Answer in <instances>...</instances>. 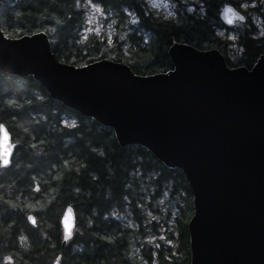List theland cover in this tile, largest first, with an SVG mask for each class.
Returning <instances> with one entry per match:
<instances>
[{"label": "trees", "instance_id": "16d2710c", "mask_svg": "<svg viewBox=\"0 0 264 264\" xmlns=\"http://www.w3.org/2000/svg\"><path fill=\"white\" fill-rule=\"evenodd\" d=\"M78 1L5 0L0 28L11 38L47 33L62 62L84 66L102 59L124 61L140 76L174 69L168 50L175 41L217 48L233 68H251L264 54V0H255L258 5L250 8L260 22L249 16L233 41L218 40L202 17L178 25L147 15L145 0H99L115 10L133 6L138 13L142 31L131 29L128 56L93 37L81 42ZM243 1L208 0V14L215 17L224 3L239 7ZM144 32L150 33L149 42ZM231 53L240 55L233 59ZM66 115L75 123L63 124ZM0 124L16 143L11 166L0 167V264L4 255H11L14 264H191L188 224L194 194L181 169L167 166L144 146H121L111 127L53 99L33 75L15 77L0 69ZM169 182L188 194L190 209L188 219L175 220L173 226L170 215L154 207ZM69 205L77 227L80 222L87 226L63 246L61 218ZM28 212L46 214H34L37 223L32 225ZM166 228H175L168 232L174 248L164 239L149 241ZM131 249L139 259L132 260Z\"/></svg>", "mask_w": 264, "mask_h": 264}, {"label": "water", "instance_id": "95a60500", "mask_svg": "<svg viewBox=\"0 0 264 264\" xmlns=\"http://www.w3.org/2000/svg\"><path fill=\"white\" fill-rule=\"evenodd\" d=\"M226 5L238 15L229 23L224 6L225 25L245 21ZM168 53L174 69L152 76L107 59L77 67L56 58L46 33L10 39L0 28L2 71L33 75L53 99L111 127L121 146L147 147L183 171L195 196L191 264H264V54L249 69L189 43ZM75 224L69 205L62 245Z\"/></svg>", "mask_w": 264, "mask_h": 264}, {"label": "rangeland", "instance_id": "374dc122", "mask_svg": "<svg viewBox=\"0 0 264 264\" xmlns=\"http://www.w3.org/2000/svg\"><path fill=\"white\" fill-rule=\"evenodd\" d=\"M5 0L0 1V11L2 9L3 3ZM147 3V8H145L146 14L151 16L153 19H158V21L169 20V17H174L173 21H176L178 25H188L196 22V19H191L186 14L194 13L198 17L205 18L209 21L210 26L215 28L214 36L218 40H229L233 41L236 38L238 31L241 30L244 23L238 22L235 28L228 29L225 28L220 13L224 6L221 5L215 17H211L208 14L209 2L205 0H145ZM98 5L99 10L94 8L92 5ZM258 5V2L255 0H245L240 6L244 9L247 16H250L252 20L260 22L258 13L251 10ZM76 6L82 10V28L79 31V36L81 42H86L90 38H96L107 43V47L117 48L121 54L128 56L129 53V33L131 29L134 30L137 34L141 32V19L138 17L133 6H123L120 10H115L112 6H105L99 0H80L76 3ZM193 8V11L189 12V8ZM203 9V11H201ZM188 18L189 22L183 21V19ZM223 25V26H222ZM144 40L149 42L151 40V35L148 32H144ZM85 55V51H82V56ZM240 54H230V57L236 59ZM124 62V61H123ZM126 63V62H124ZM128 64V63H126ZM63 124H74L75 120L72 119L69 115H66L63 120ZM171 186V188L169 187ZM164 188L167 190L162 191L160 197L156 200L154 207L156 209H162L166 215H170V226L174 225L175 220L188 219L189 217V201L188 194L183 189L174 190V184L172 182L167 183ZM29 212L26 214V216ZM32 214L40 215L41 217L46 214V212ZM49 215V214H48ZM47 217V216H46ZM47 219V218H43ZM157 220V219H156ZM81 226L77 227V218H76V229L74 231V236L80 234L82 231V226L86 227L87 225L84 222H80ZM175 230V228H166L158 231V235L152 236L149 238V241L154 243L158 238L164 239L166 245L174 248L175 243L170 239L168 232ZM73 236V238H74ZM73 238L69 240V244L72 243ZM144 244L143 241H137L134 246ZM23 247L28 251L29 248L27 244H23ZM131 258L132 260L139 259L138 253L136 250L131 249ZM12 257L11 255H4L3 260L4 264H14V259L9 261L6 257ZM141 261L138 262L140 264Z\"/></svg>", "mask_w": 264, "mask_h": 264}, {"label": "snow or ice", "instance_id": "6c2138e0", "mask_svg": "<svg viewBox=\"0 0 264 264\" xmlns=\"http://www.w3.org/2000/svg\"><path fill=\"white\" fill-rule=\"evenodd\" d=\"M89 2L91 3V0H89ZM94 8H97V10H99V6L98 5H95L93 4L92 5ZM229 7L228 5H225V13L227 14L228 13V10H229ZM232 8V7H231ZM189 12L193 11V8H189L188 9ZM201 11H203V9H201ZM233 15H238V13H236L234 11V9L232 8V16ZM240 19L241 16H240ZM232 22V18L229 20V23ZM0 132L3 133V139H4V142H5V151H4V154L2 155V157H0V163H2L4 166H7L10 164L11 162V150H12V145L9 143V140H10V135L7 131V126L6 125H2L0 124ZM59 178V177H57ZM37 191H39V186H37ZM29 207H35L34 205H29ZM32 220L33 222H35V217H32ZM7 260L11 261L12 260V257H6Z\"/></svg>", "mask_w": 264, "mask_h": 264}, {"label": "clouds", "instance_id": "9594fccd", "mask_svg": "<svg viewBox=\"0 0 264 264\" xmlns=\"http://www.w3.org/2000/svg\"><path fill=\"white\" fill-rule=\"evenodd\" d=\"M228 19L230 20L232 18V8L231 6L229 7V10H228ZM241 20L244 19V17L241 15ZM4 151H5V142H4V139L3 137H0V154H4Z\"/></svg>", "mask_w": 264, "mask_h": 264}, {"label": "flooded vegetation", "instance_id": "af4514ba", "mask_svg": "<svg viewBox=\"0 0 264 264\" xmlns=\"http://www.w3.org/2000/svg\"><path fill=\"white\" fill-rule=\"evenodd\" d=\"M205 1H208V0H205ZM188 17H190L191 19H195L196 17H198V16H196L194 13H187L186 14ZM175 18L174 17H169V21H171V22H173V23H175L176 24V21H173ZM166 20V19H165ZM187 20H189L188 18H185V19H183V21H185V22H187ZM208 21V20H207ZM209 22V21H208ZM210 25V24H209ZM223 26V25H222ZM225 28H226V26H224ZM211 29H212V31H213V33L215 32V28L214 27H212L211 26Z\"/></svg>", "mask_w": 264, "mask_h": 264}]
</instances>
